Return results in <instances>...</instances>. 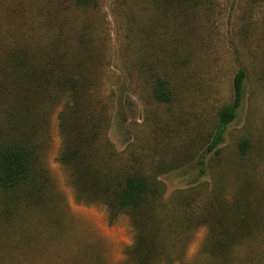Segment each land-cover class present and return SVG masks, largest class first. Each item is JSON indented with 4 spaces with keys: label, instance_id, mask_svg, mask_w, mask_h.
<instances>
[{
    "label": "rangeland",
    "instance_id": "rangeland-1",
    "mask_svg": "<svg viewBox=\"0 0 264 264\" xmlns=\"http://www.w3.org/2000/svg\"><path fill=\"white\" fill-rule=\"evenodd\" d=\"M91 2L83 10L71 0H0V51L14 40L48 47L58 25L71 43L75 29H86L93 64L84 67L85 97L100 114L91 153L95 161L111 153L121 169L158 174L160 208L168 226L177 227L174 239L183 240L157 264H264V0H206L196 7L173 1L167 10L153 0ZM240 68L241 103L218 153L209 152ZM155 76L171 87V101L154 97ZM67 100L61 94L31 104L25 129L40 170L30 193L0 187V264H133L129 216L110 222L102 201L80 194L59 161V114ZM12 102L0 91L3 142L22 136L8 113ZM242 138L250 141L244 154ZM215 226L230 228L229 248L214 243Z\"/></svg>",
    "mask_w": 264,
    "mask_h": 264
},
{
    "label": "trees",
    "instance_id": "trees-1",
    "mask_svg": "<svg viewBox=\"0 0 264 264\" xmlns=\"http://www.w3.org/2000/svg\"><path fill=\"white\" fill-rule=\"evenodd\" d=\"M71 1L75 8L83 10L93 4L92 0ZM173 1L196 7L204 5L206 0H153L163 10L173 6ZM60 27L56 26L53 42L48 47L41 48L28 41L14 40L12 48L4 53L0 51V91L12 96L19 104L16 108L17 103L12 102L8 113L17 119L15 127H20L22 133L21 137L0 141V187L11 190L22 188L26 193L32 191L40 169H37L36 143L25 129V126L29 127L30 116L35 112L31 104L38 102V97L52 99L66 94L68 100L59 114V130L63 140L59 161L70 168L80 194L91 197L92 202L102 201L108 210L110 222L122 215L129 216L136 233L132 247L127 250L133 264L160 263L172 254L180 241L183 242L182 239H174L172 231H176L177 227L168 226L167 217L160 208L158 199L162 183L157 179L158 174L134 170L128 164L121 169L113 163L114 155L111 153L95 161L91 149L100 133L97 126L100 114L95 115L87 106L85 94L90 78L84 68L93 64V55L88 46L91 38L86 29H75L74 43H71ZM245 78L244 68L238 69L233 78V100L219 109L207 151L218 153L227 127L234 120L241 103ZM153 95L161 102H169L173 98V91L166 80L155 76ZM249 147L248 138L240 139L241 153L244 154ZM178 227L190 232L195 226ZM212 231L214 243L221 248L219 250L223 249V245L229 248L225 234L229 233L230 228L215 226Z\"/></svg>",
    "mask_w": 264,
    "mask_h": 264
}]
</instances>
